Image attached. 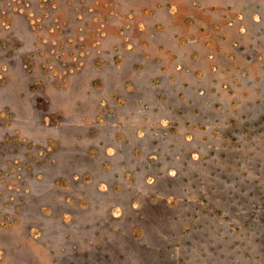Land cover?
<instances>
[{
	"label": "rangeland",
	"instance_id": "1",
	"mask_svg": "<svg viewBox=\"0 0 264 264\" xmlns=\"http://www.w3.org/2000/svg\"><path fill=\"white\" fill-rule=\"evenodd\" d=\"M0 264H264V0H0Z\"/></svg>",
	"mask_w": 264,
	"mask_h": 264
},
{
	"label": "trees",
	"instance_id": "2",
	"mask_svg": "<svg viewBox=\"0 0 264 264\" xmlns=\"http://www.w3.org/2000/svg\"><path fill=\"white\" fill-rule=\"evenodd\" d=\"M245 132H247L246 130H245ZM143 170H147V168H144ZM134 176V175H133ZM149 177H150V175H148ZM135 178V177H134ZM171 179V178H170ZM176 179H182V181L183 182H186V181H188V179H184V178H181V176L179 175V174H177L175 177H174V179H172V181H174L171 185H169L170 187H172L177 181H179V180H176ZM186 189H184L183 191H185ZM216 190V189H215ZM104 194H106L107 195V198H109V194L108 193H104ZM171 197V193H169V195H168V198H170ZM110 199V198H109ZM202 200V199H201ZM238 200V198L236 199V200H232V201H230V203L231 204H233L235 207H238V209H240L241 210V212H244V206H242L241 204L242 203H239V201H237ZM135 201H137L136 199H134V201H132V204L134 205L135 204ZM203 201H205V202H208V200H206V199H203ZM138 202V201H137ZM164 204H165V212H164V214L163 213H161V217L164 219L165 217H166V219L167 218H170L169 219V228L167 229L168 231H166V233H164V235L168 238V237H170V236H172V229L173 230H176L177 228H178V224H179V222L181 221V216H182V211L179 209V207L180 206H182V204H176L177 203V201H174V203H168L167 201H164L163 202ZM110 203H108V206H111V205H109ZM213 206V205H212ZM112 207V206H111ZM175 207V208H174ZM170 211H175L176 213L174 214V216H170L169 217V212ZM216 211V210H215ZM214 211H212V212H209L208 211V209H204V211H202L199 215H197L198 217L200 216V215H204V214H207L209 217H211V218H213V216L216 214V212H214ZM134 215H131V216H129V220L128 221H131L132 223H134L135 225L136 224H139L140 225V227L139 228H134V227H132V229L130 230V232H131V234H130V236L132 237V239H133V241H135V243L137 244V245H139L140 246V249L141 250H145V251H150V250H155L156 249V247H154V246H152L151 245V243H149L148 241H147V238H146V235H145V233H146V231H148V229L147 228H149L150 230H153V231H155V232H153V233H155V235H158L159 234V232H158V230H159V225H157L156 223H153V220L151 219H149L146 215H145V213H144V210H143V208L141 207L140 209H138V210H133V212H132ZM209 213V214H208ZM220 225V224H219ZM253 226V225H252ZM101 227V226H100ZM33 228V227H32ZM137 230H139V231H141V233L143 234V235H139V236H137L136 234H135V231H137ZM186 232H187V230H186ZM182 233H184V232H182ZM169 249L170 248H172L171 247V245L168 247ZM159 249V251H158V254H157V256L161 259V258H163L164 257V255H163V251H161L160 250V248L158 247L157 248V250ZM140 256H142V255H140ZM123 257V255H120V258H122ZM106 258H108V256H106Z\"/></svg>",
	"mask_w": 264,
	"mask_h": 264
}]
</instances>
